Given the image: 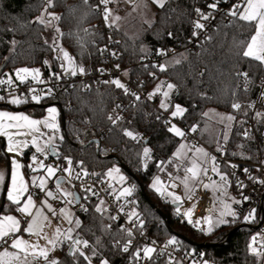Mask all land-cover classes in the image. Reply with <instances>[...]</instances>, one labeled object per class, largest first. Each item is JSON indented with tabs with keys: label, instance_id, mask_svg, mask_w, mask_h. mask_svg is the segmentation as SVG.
Instances as JSON below:
<instances>
[{
	"label": "trees",
	"instance_id": "1",
	"mask_svg": "<svg viewBox=\"0 0 264 264\" xmlns=\"http://www.w3.org/2000/svg\"><path fill=\"white\" fill-rule=\"evenodd\" d=\"M236 1L220 0L219 4L228 13ZM212 2L215 0H168L165 8L156 7L154 21L141 30L139 28L138 37L135 31L127 35L111 25L112 34L119 41V62L129 68L128 76L131 80L144 81L147 87L157 88L162 82L164 87L168 83L175 85L173 99L186 109L177 120L187 129L195 125L204 146L215 148L225 145L229 158L258 163L264 161V120L255 118L256 137L245 138L241 133L252 118L253 108H247V105L255 103L259 95L264 82V65L240 55L243 51L240 42H247L252 29L225 11L216 14L217 23L208 36L210 40L207 37L201 38L202 30L199 35H192V21L198 18L195 9L200 6L205 8ZM69 6L74 11H70ZM45 7V0H0V80L6 71L13 72L21 67H40L47 74L62 70L54 46L47 41V26L35 22ZM49 11L62 17L58 21V27L64 33L59 38L60 43L72 54L76 65L85 68L88 75L106 66L100 54L104 40L100 30L102 19L93 3L85 5L83 0H55L54 7ZM168 33H172V36ZM13 41L16 43L13 44ZM172 47L179 49V52L164 62L165 71L149 63L153 55ZM176 60L180 63H176ZM237 72L248 73L247 83L244 77L236 75ZM25 84L19 83V86L24 87ZM0 86L6 87L5 84ZM15 93H24L27 99L30 97L29 90L19 89ZM11 96L0 101V107L10 104L8 101ZM117 100L127 103L123 89L111 83L94 82L88 89L80 85L52 89L40 105L31 104L30 100L11 105L40 117L49 105L57 102L61 124L62 119H65V135L58 145L56 156L50 155V159L57 165L66 162L65 158L68 157L82 169L102 176H107L109 169L118 168L125 176V183L135 186L131 195L136 199L137 214L143 222L142 229L146 237L164 244L174 236L166 221L151 207L148 197L167 216L174 233L198 244H218L212 247H193L176 237V244L200 256L202 264L203 261L210 264H263L262 255L252 251V238L258 232L256 221L232 217L228 223L213 226L210 232H198L174 216L175 203L170 201L169 194L157 192L152 185L157 177L163 181L176 178L179 183V178L183 180L184 169L188 166L182 164L175 155L182 138L168 131L169 125L151 104L142 102L133 107L121 108L117 107ZM234 102L242 104L239 111L231 107ZM210 110L235 116L227 141L223 139L224 133L212 134L208 126L202 128L204 123L208 125L214 119L208 115ZM261 112H264V108ZM118 114L121 119L113 124L108 117H118ZM241 121L244 123L241 124ZM125 130L138 135V139L126 136ZM94 139L100 141L99 153L96 144L85 146ZM0 144L3 151V140ZM144 148L150 149L147 157L143 154ZM30 156L31 150L26 152L24 159L28 160ZM111 156L123 163L135 177L130 176ZM2 161H8L5 154H0ZM98 204L93 201L88 203L87 211H75V217L81 220L76 236L84 235L92 244L89 254L95 261L106 259L111 264H131L133 249L129 247L127 253L122 251L123 245L131 237L112 225L108 210L103 215L97 213L95 207ZM9 208L4 203L3 210H12ZM238 227L229 238L231 231ZM117 240L119 246H115ZM226 241L228 244L224 245ZM68 244L66 241L59 248L60 264H88L83 257H77L74 261L68 255ZM93 250L96 255L92 254ZM149 264L177 263L165 257H154Z\"/></svg>",
	"mask_w": 264,
	"mask_h": 264
},
{
	"label": "snow or ice",
	"instance_id": "2",
	"mask_svg": "<svg viewBox=\"0 0 264 264\" xmlns=\"http://www.w3.org/2000/svg\"><path fill=\"white\" fill-rule=\"evenodd\" d=\"M112 2V0H99V4L96 6L99 8V5H104L103 8V19L108 23L110 17L112 18V23H115V21H118L120 19L119 16L113 17L112 10L108 7V4ZM168 0H153V3L157 4L159 8L163 9L165 8L166 3ZM55 0H45L46 7L44 8V11L42 14L36 18V23L42 24V25H52L53 21H60L62 17L54 12H50L49 9L54 7ZM220 3V0H215V2L209 3L207 7L213 11L218 9V4ZM83 4L88 5L89 0H83ZM70 7V11H74V9ZM175 11V9H173ZM195 13L197 15V19L195 21H192L194 31L192 33L193 36L199 35L200 30H204L206 28V25L202 23V21H209L210 19H214L215 17L209 13L203 12L200 8L195 9ZM227 15L238 19L240 21L245 22L246 25H248L252 32L247 40V42L241 41L240 43L243 45V51L240 53L244 58H248L250 60L258 62L260 65H264V0H240L239 3L233 4L231 8L229 9ZM46 16L48 19H46ZM108 26H111L110 24ZM56 33H58L60 36H63L64 33L61 32L59 27H55ZM87 32L88 30L85 29ZM71 35V34H69ZM169 36H172V33H168ZM207 39H211V37H207ZM13 44L16 43V41L12 42ZM53 44L55 45L56 49L63 52V58L68 62L70 67V72L72 75H76L77 72L83 74L85 73L86 69L82 66H78L74 64L73 58L69 55L67 51H64L63 49L59 48V45L56 44L55 39L53 40ZM101 52L104 51V49L100 50ZM158 54L164 55L165 53L163 51H160ZM112 55H116V53H112ZM176 63H180L179 60L175 61ZM47 63V61H45ZM155 67V65H153ZM63 67V65H62ZM119 65H117V68ZM160 71H165L166 67L165 65H159ZM102 71V70H101ZM31 75L34 80L38 79L40 76V72L38 69H29V68H20L17 69L15 72L16 79L19 80L21 83L25 82L27 77ZM56 76V74H53ZM236 75L238 77L242 76L245 78V81L247 83L248 81V73L247 72H237ZM58 79L59 77L56 76ZM9 84L11 85L13 83L12 79L9 78L8 80H0V84ZM105 83H111L114 84L116 87L121 88L124 90L125 94H129V89L120 82L118 79H114L112 81H106ZM164 87V82L161 83V85H158L157 88L149 94V99L152 98V96L156 95L157 93H161L163 97H165V100L169 97V92L175 88V85L168 83L166 85L167 91H162V88ZM247 88L245 87V91ZM32 91H35L32 89ZM51 91V90H49ZM235 95V93H233ZM132 95L135 97V100L139 101L140 97L139 95H136L135 93H132ZM4 96H0V101L4 100ZM32 99L36 101L37 103L40 101L41 97L39 95H33ZM261 99H264V92L261 93ZM165 100H162L160 103V107L162 109L167 110L169 107V104L165 102ZM27 101L20 99L19 97L13 96L8 103L13 105H19L26 103ZM117 107H120V105H117ZM231 107L239 111L242 108V104L239 102L232 103ZM255 104L249 103L247 105V108H254ZM56 109L50 108L48 109V116L43 120L38 119H32L28 115H25L23 113L20 114H13L8 111H0V136L7 137L8 146L7 151L10 153H21L24 148H27L29 146V143H31L35 147L36 153H43L47 154L48 152L55 153L56 152V145L54 141L56 140V136L54 133L59 131V127L56 123ZM186 111L183 107H181L179 104H176L174 106V110L171 112V116L173 118L177 116H182L183 113ZM247 115V112L244 113ZM207 115V113H205ZM255 117L264 120V112L256 111ZM109 120H112L113 124L116 123L118 119H121V117H116V119H113L112 116L108 117ZM157 119H160L159 116H157ZM221 121H228L229 124L227 125L229 128L231 127V122L235 120V116L233 115H227V116H221ZM244 121H241V124H243ZM43 125L44 128H47L50 130L53 134H46L41 131L40 126ZM169 132L174 133L178 137H183L185 133L176 125H171L168 129ZM190 131L196 132L197 127L194 125L191 127ZM124 134L132 139H138V135L134 134L132 131L125 130ZM242 136L245 138H250V131L245 130L243 133H241ZM18 136H30L31 140H17L16 137ZM46 139L43 140L41 143V137H45ZM62 140L63 137H60ZM223 139L227 141L228 135L225 133L223 135ZM186 146L184 144L180 145V149H184ZM218 150H221L218 148ZM191 151V149H189ZM195 153L199 154L197 159L203 158L205 160L209 159V154L201 147H195L194 149ZM150 149L144 148L143 154L145 157L149 155ZM177 157H181L183 154L182 152L178 151L175 154ZM235 155V153H234ZM68 164V167L64 168L63 171L66 172L67 178H57L56 183V192L54 193L52 190H47V180L48 178L54 177L56 172L59 170L58 167H52L49 165H45L43 161L37 162V156L33 155L31 157V160L34 164H37V167L32 168L33 172H36L38 170H44L46 175L40 176V177H32V185L39 188L41 191L45 193V196L51 199H57L58 196L62 199L63 203L66 204H72L80 199L78 195L72 191L65 190L62 187L63 182L65 179L70 184L71 180L73 178L80 179L81 174L77 173L75 177H73V169L71 167L72 160L71 158L66 157L65 158ZM197 159H193L191 161V166L186 167L184 169L185 175L183 177L182 183L184 184L185 189L189 193V199H191V195L194 193L196 186L202 185L204 188H208L209 184H204L202 177L208 176L209 169L201 163H197ZM210 160L212 161V168L211 171L216 173L220 176V180L224 181L225 184L227 183V176L225 174H222L219 172L218 166L215 165V157H210ZM82 165V161L80 162ZM23 166L16 160H11V187L7 190V199L11 201L13 204L18 206V211L25 214L26 216L30 217V222L28 223L27 227L23 229L24 232L29 233L30 235L34 234L37 237H40L46 241L45 245H40L39 243H32L28 240L23 239L20 236H16L15 234L21 231L20 227V221L11 215H5L2 218H0V242L8 243L7 238L9 236H12L11 244L9 247L11 249H14L15 251H9L7 248L0 252V264H41V261L43 264H60V261L56 258H50V253L54 252L59 246L63 245L66 241L69 242L68 244V255L73 257L74 261L77 257H83L85 261L88 262V264H91V258L86 255L84 249H88L90 247L89 241L85 239H81L78 236H73V232L75 229H79L81 227V220L75 219L73 220L71 213L67 211L66 208H60L57 212L56 209L52 207L50 203H48L47 199L42 201V204L44 207H46L49 212H51L52 216L55 217L57 215L61 216L64 220L67 221L69 225H74V227H68L67 229H62L60 226H57L52 234V236H49L47 233L43 231L46 225H50L51 221L49 220V217L43 213L42 210H37L35 215H33L32 209L36 207L35 201L33 199L32 193L29 192L28 184L25 182L24 177L21 175L20 169ZM29 167H32L29 165ZM235 167V165H233ZM118 168H111L108 170L106 175L108 177L116 178L114 174H119ZM245 172L248 171V169H244ZM84 176L88 175V172L85 170L83 172ZM96 175V174H93ZM211 179L210 177H208ZM251 179V177H249ZM5 180V174L0 172V183H3ZM119 180L123 182L125 180V177L123 175H119ZM264 182V181H262ZM160 180L157 177L152 187L156 189L157 192H160L161 189L158 187L160 184ZM191 185V187H190ZM175 186V185H173ZM212 186H216V182L212 181ZM134 185L132 187H125L122 189V191L119 193V196L116 197L117 200L120 199L121 196H130L134 190ZM87 193H91V195H98V193L94 192L91 187H85L83 189ZM25 194H27L26 198ZM170 196H173V202L179 201L180 197L174 195L173 193H169ZM70 198V199H69ZM87 198V197H85ZM244 199H248L245 197ZM23 200V203H22ZM238 203V201H236ZM104 201L100 200L99 204L95 207V211L97 213H100L103 215L104 212L107 211V209L103 206ZM84 211H87L85 208ZM179 211V209H177ZM185 216L189 217L188 222L191 224L193 223L191 219V210L184 213ZM230 215L232 217H236V213L232 211L231 206L225 204L224 211L220 213V218L217 219L214 223L211 219V217H204V221L208 223L209 228L208 231L210 232L212 230L213 226H219L220 224H225L228 221L223 219L224 216ZM132 216H137L135 212L131 213L129 216V219L131 220ZM252 212H249L247 216L244 217V219L247 221L251 218ZM112 220H115L117 217L112 216L109 217ZM201 223L200 220L195 221V225H199ZM110 227V226H108ZM140 227H143V222H140ZM126 232L127 236L130 238L132 237V231L128 229H122ZM203 231V229H201ZM253 242H255L256 237H253ZM99 238L97 239V244H99ZM178 243L175 237L170 239L168 241V244H175ZM120 242L117 240L115 242V246H119ZM132 244V240L128 239L125 244L123 245L122 251L127 253L129 251V247ZM155 251L153 247H144L142 250L138 249L134 253V257L136 259H151V254ZM252 251L254 253H257V250L253 247ZM141 252L143 253V256L141 255ZM93 255H96L97 253L95 250H93ZM259 254V253H257ZM101 264H109V262L106 259L101 260ZM203 264H208V261H203Z\"/></svg>",
	"mask_w": 264,
	"mask_h": 264
},
{
	"label": "built area",
	"instance_id": "3",
	"mask_svg": "<svg viewBox=\"0 0 264 264\" xmlns=\"http://www.w3.org/2000/svg\"><path fill=\"white\" fill-rule=\"evenodd\" d=\"M240 0H237L236 3H239ZM89 3H93L95 9L99 13L102 22L100 24V30L104 35L103 43L100 46V50L104 49L103 52L100 51L102 59L105 61L106 66L100 68L94 74H86L77 72L76 75H72L67 72L64 67L60 72H54L57 79L54 76V73L47 74L44 69H40L42 74V78L45 81L43 85L33 84L28 82L24 87L18 86L20 90H29L31 92L32 89L36 90V94H45L48 95L50 93L49 90L52 89H63L66 86H75L80 85L83 88H89L90 84L94 82H106L112 81L114 79L120 80L122 84H124L129 89V94H126L127 103H122L119 100L116 101V105H120L121 108L125 107H133L138 103L147 102L152 105V107L158 112V114L163 117L164 121L170 126L172 123H176L180 126L184 133L185 137L189 143L198 146L202 145L206 148L209 159H208V169L209 176L213 174L211 168L213 166L210 157H215L216 164L226 172L232 187V191L239 198L240 203L235 207L236 217L240 220H245L244 217L252 212V216L247 221H256L257 226L260 225L257 234L255 235L256 240L253 242L254 248L261 255H264V161H260L258 163L244 161V160H236L229 158L226 155L227 148L225 145H221L218 148H210L206 147L201 143L200 132L197 129L196 132L190 131V129L182 127L177 118L172 119V117L164 110H162L158 103L161 98V94L157 93L149 99V94L152 93L156 88L147 87L144 81H138L135 79L131 80L128 76L129 68L120 64L119 59L121 56L119 41H117L113 34L111 26L104 21L103 19V8L104 5H99V8L96 6L99 4V0H89ZM235 3V4H236ZM203 12L209 13L215 17L214 19H210L209 21H202L206 25V28L202 30L201 38L208 37L209 34L213 31L214 24L217 23L216 14L224 13L226 10L222 5L218 4V9L215 12L208 7H199ZM225 13H227L225 11ZM215 14V15H214ZM165 54L153 55L149 63H153L157 68L159 65H164V62L170 57L176 55L179 52V49L172 47L168 50L163 51ZM112 53H116V55H112ZM117 65L119 67L117 68ZM102 70V71H101ZM154 76V75H153ZM152 76V77H153ZM18 88H7L4 86H0V96H11L15 94L19 89ZM264 92V82L261 86L259 95L255 101V107L253 108L252 118L247 122L244 127V130L250 131V137H256L257 131L255 128V112L262 111L264 108V99H261V93ZM135 93L139 95L140 100H135V97L132 95ZM119 117V114H118ZM113 119L116 117L113 116ZM40 160H44L43 156L39 157ZM72 160V159H71ZM53 161L49 159V161H45L47 165L51 164ZM59 165V171L57 174V178H67V173L63 171L64 168L68 167L67 161L63 164ZM235 165V167H233ZM73 169V177L76 176L77 173H80V179L73 178L71 183L69 184L71 189L77 192L80 196V200L78 203L74 202L75 211H84L87 207L88 203L96 201L100 202V200L104 201V207L110 212L111 217H117L115 220H112V225L117 226L124 234L125 231L122 229H128L132 231V244L130 246V250L133 249V253H135L138 249H143L144 247H153L155 251L151 254V259H136L132 258L131 264H149L150 261L156 258H168L174 260L177 264H202L200 256L196 255L193 252L186 251L182 249L178 244H168V242L164 244H159L155 240L146 237L143 229L140 227V219L137 214V205L136 199L130 195L128 197L122 198L119 200L116 199V191L115 184L112 179L108 176H102L97 173L88 172L87 176L83 175L85 171L80 166L75 165L72 160ZM244 169H248L247 172ZM96 174V175H93ZM251 177V179L249 178ZM207 180H203V183L206 184ZM65 182L67 180L65 179ZM85 187H91L92 190L98 195H91V193L85 192L83 189ZM34 194L39 197V199L45 197V193L41 191L39 188L35 189ZM87 197V198H85ZM247 197L248 199H244ZM55 206L59 208L64 207V203L62 201H56ZM213 207V199L211 197V191L205 189L202 185H199L192 199L189 201H182L178 203L176 208L174 209L177 219L182 223H186L194 230L199 232H203L209 228L208 223L204 221V217H208L211 213ZM179 209V211H177ZM191 210V219L193 223H189V217L185 216L184 213ZM135 212L137 216H134L131 220L129 219L130 213ZM55 219L57 221L61 220L60 216H56ZM200 220L201 223L199 225H195V221ZM203 229V231L201 230ZM127 235V234H126ZM81 239H86L84 235L78 236ZM12 238H9L8 243L11 242ZM7 243V244H8ZM3 246L6 243L2 244ZM90 247L88 249H84L86 255L91 258V264H101V262L95 261L89 254V250L92 248V244L89 242ZM143 256V253L141 252ZM111 264V263H109Z\"/></svg>",
	"mask_w": 264,
	"mask_h": 264
},
{
	"label": "rangeland",
	"instance_id": "4",
	"mask_svg": "<svg viewBox=\"0 0 264 264\" xmlns=\"http://www.w3.org/2000/svg\"><path fill=\"white\" fill-rule=\"evenodd\" d=\"M108 7L112 10L113 17H115V16L120 17V19L118 21H115V23H112V18L110 17L108 24L112 25L114 27V29H116V30H122L127 35H129V34L131 35V32L133 33L135 31V33H137L139 28L141 30L143 28V26H146V25L148 26V25L152 24V22L154 21V18H155L156 7H158V5L153 3V0H112V2H110L108 4ZM46 19H48L47 16H46ZM55 27H58V21H53L52 25L47 26V28H48L47 41L54 46V48L56 50V55L58 56L61 65H63L64 69L67 72L71 73L69 70L71 66L68 64V62L66 60H64L63 52L56 49L55 45L53 44V40L55 39L56 44L59 45V48L63 49L64 51H67L69 53V55L73 58L72 54L66 48H64L62 46V44L60 43V39H59L60 35L58 33H56ZM138 35H139L138 33L135 34V36H137V37H138ZM133 36L134 35H132V38H133ZM73 61H74V64L76 65L74 58H73ZM21 68L38 69L39 72L41 69L40 67H21ZM17 69H20V68H17ZM17 69H15L13 72L12 71H6L5 74L2 76L1 80L6 81L9 78H11L13 81V83L11 85L5 83L7 88H18L19 83H21L19 80L16 79V76H15V72ZM29 81H31L33 84H38V85H43L45 82L42 78L41 72H40V76L38 79L34 80L32 78V76L29 75L27 77V79L25 80V82H23V83H27ZM167 90L168 89L166 86L162 88V91H167ZM173 92H174V89H172L169 92V97L167 98V100H165V97H163L162 92H161L160 93L161 98H160V101L158 103L159 107H160V103L162 100H165V102L169 104V107L167 110L162 109L161 107L160 108L162 110L166 111L170 116H171V112L174 110V106L176 104H178L173 99ZM33 95H39L41 97V99L38 103L32 99ZM13 96L19 97L20 99L25 100L27 102H28V100H30L31 104L40 105L42 103V101L44 100L46 95L40 94V93L36 94V90L35 91L31 90L29 99H27V97L25 96L24 93H23V95H19L18 93H15L9 98V100ZM55 109L57 110L56 111V118H59L60 117L59 109L56 108V106H55ZM0 111H8V112H11L13 114L23 113L25 115H28L32 119L43 120L42 117L33 116L28 110L19 111L18 109H9V108L0 107ZM208 115L210 116V118H214V119H213V121L209 122L208 125L206 123H204L202 128H205L208 126L210 128L212 134L217 133V132L218 133L221 132L224 134L227 133V135H228L230 133L229 131H230L231 127L229 128L227 126L229 124V122L226 120L222 122L220 119L221 116H227L229 114L222 113V112L215 111V110H210V111H208ZM178 117H181V116H177L175 118L172 117V119H176ZM232 122H231V126H232ZM60 124H61V122L59 119V121L57 122V125L59 127V131L54 133V135L56 136V140L54 141V143L56 145V151L58 150V145L61 141L60 137H63V133H62V129H61L62 126H60ZM173 124L176 125V127L180 128L183 131V129L180 126H178L176 123H172L171 125H173ZM171 125L169 127H171ZM40 128H41V131L46 133V134H53L50 132V130H48L47 128H44L43 125H41ZM181 138H182L181 144H184L186 147L184 149H180V145H181L180 144L179 147L177 148L175 154L178 151L182 152L183 155L181 157H177V156L176 157L182 162V164H186L189 167V166H191V161L193 159H197V157L199 156V154L195 153V151H194L195 147H201L205 151H207V150L202 145L195 146V145L189 143L188 140L186 139V137H184V136ZM16 139L17 140L27 139L30 141L31 137L30 136H18V137H16ZM44 139H46V136L41 137V143L43 142ZM1 140H3L2 147H4V150L1 151V149H0V154H5L8 157V161H7V163L4 161L0 162V172L5 174L4 182L0 183V206L3 203L2 202L3 199H7V190H8V188L11 187V160L12 159H16L23 166L20 169V172H21V175L24 177L25 182L28 184L30 193H32L35 189H38L37 187L32 185V183H31L32 177H34V176L40 177V176L46 175L44 170H38L36 172L32 171V168L37 167V164L33 163V161L31 160V157L33 155H36L37 156V162L43 161V163L45 165H47L45 163V161H49V159H50V152H48L46 155L43 153H36L35 147L31 143H29V146L27 148H24L21 153H10L7 151V146H8L7 137L0 136V141ZM215 144H220V143L216 142ZM0 148H1V144H0ZM215 148H219V145L216 146ZM189 149H191V151H189ZM29 150H31V156L28 160H25L24 155ZM40 156H43L44 160H40V158H39ZM197 163H201V164H203V166L208 168V159L207 160H205L203 158L197 159ZM29 165H31L32 167H29ZM215 165L218 166L216 164V162H215ZM49 166L58 167V169H59V165H56L53 162L51 164H49ZM218 169H219L220 173L225 174L227 176L226 172L224 170H222L219 166H218ZM58 171L56 172L54 177L48 178V180H47V190H52L54 193L56 192L55 181L57 179ZM119 175L124 176V174L119 171V174H114V176L116 177L115 179L112 177H109L110 179H112L114 181L115 191H116L117 196H119V193L122 191L123 188L132 187V185L126 184L125 180L123 182H121L119 180ZM208 176H209V171H208ZM208 176L202 177V178L207 180L206 184L210 185L208 188H205V189H208L211 191V197L213 199V207H212V211L208 215V217H211V219L214 223L217 219L220 218V213L222 211H224L225 204L230 205L232 211L235 212V207H236V205H238L240 203V201H239V198L237 197V195H235L234 192L232 191L231 183H230L228 176H227V183L226 184L224 181H221L220 176L214 172L210 177L211 179H209ZM171 180H173V182ZM171 180H169V181L160 180L161 183L158 185V187L161 189L160 192H165L166 194L167 193L168 194L173 193L174 195L179 196L180 200L174 202L175 204L180 203L181 201H189L192 199V197L195 194V191L197 190L198 186H196L194 193L191 195V199H189L188 191L185 189L184 184L182 183L183 180L179 178L181 186H177L174 183V180H175V182H178L176 180V178L175 179L172 178ZM212 181L216 182L215 187L212 186ZM173 185H175V186H173ZM62 187L68 191H70V188H71L68 182H65L64 184H62ZM190 187H191V185H190ZM26 196H27V194H25L24 198H26ZM121 197L125 198L128 196H121ZM169 199H170V201H173V196L169 195ZM54 200L62 201V199L59 196L57 199H53V201ZM48 201L50 204L52 203V200H50L49 198H48ZM236 201H238V203ZM22 202H23V200H22ZM11 203L12 202L7 199V208L10 206ZM175 204H174V208H173V214L177 218L176 213L174 211V209L176 208ZM64 207L67 209V211L69 213H71L73 220L77 219L75 217L76 212L74 209V203H72V204L64 203ZM56 209H60V208H56ZM58 211L59 210H57V212ZM131 213H133V212H131ZM131 213H130V215H131ZM5 215H11V216L16 217L20 221V227H22V225L24 223L23 222L24 215L22 213H20L19 215H16V214H9L7 212V214L6 213L3 214V216H5ZM3 216L1 215L0 218H2ZM47 216L49 217L51 224L46 225V227H45L46 229L44 228V232L47 233L49 236H52V234H53V232L57 226H60L62 229H67L68 227H74V225H69L67 223V221L64 220L61 216H60L61 220L63 219V221L59 222V224L57 221L54 222L55 217H53L52 214H47ZM57 216H59V215H57ZM133 217L134 216H132L131 219ZM231 218H232V216H230V215L223 217V219H225L228 222ZM220 225H222V224H220ZM215 227H217V226H215ZM206 231H208V229L203 231V232H206ZM76 234H77V229L74 230L73 236L75 237ZM173 237H170L169 240L172 239ZM43 240L44 239H42V238L41 239H33L31 242L32 243H39L40 245H42ZM57 250H58V248H57ZM57 250L55 251L54 256H56V259L58 258V260H59L61 258V253H60V251H57ZM53 258H55V257H53ZM262 260H263V264H264V255H262ZM208 264H210V263H208Z\"/></svg>",
	"mask_w": 264,
	"mask_h": 264
},
{
	"label": "crops",
	"instance_id": "5",
	"mask_svg": "<svg viewBox=\"0 0 264 264\" xmlns=\"http://www.w3.org/2000/svg\"><path fill=\"white\" fill-rule=\"evenodd\" d=\"M2 108H7V107H2ZM50 108H55V106H51V107H48L47 108V110L45 111V113H44V115L43 116H40V117H42V119H45L47 116H48V109H50ZM57 108V107H56ZM59 112H60V110H59ZM58 117V116H57ZM59 119H60V117L59 118H56V123L59 121ZM60 122H61V119H60ZM60 126H62V124H60ZM61 129H62V127H61ZM207 152V151H206ZM204 178H202V180H203ZM172 182H173V180H171ZM65 183V182H64ZM174 183L177 185V186H181V183H179V182H175V180H174ZM198 187H199V185H198ZM70 191H72V192H74L75 193V191H73L71 188H70ZM177 194V193H176ZM32 195H33V199H34V201H35V205H36V207L35 208H33L32 209V212H33V215H35V213H36V211L39 209V210H42L43 211V213L45 214V215H47V214H51V212H49V210L46 208V207H44L43 206V204H42V201H44V200H46L47 199V201H48V198L45 196V197H43V198H41V199H39V197L38 196H36L35 194H34V192H32ZM50 200H52V203H51V205H52V207L54 208V209H56V208H59V207H55V202L57 201V200H54L53 201V199H51V198H49ZM182 202V201H181ZM4 203L6 204V208H7V199H4ZM4 203L0 206V209H1V207H2V210L0 211V216L2 215L3 216V214L4 213H6L7 214V212L9 213V214H16V215H19L21 212H19L18 211V206L17 205H15V204H13V203H11L10 204V208H12V210H3V208H4ZM23 203V202H22ZM48 203H49V201H48ZM177 205H178V203H176ZM175 204V205H176ZM12 206V207H11ZM9 208V209H10ZM63 208H65V207H63ZM56 210H59V209H56ZM23 214V213H22ZM24 215V220H23V225H22V227H21V231L20 232H18V233H16L15 235L16 236H20V237H22L23 239H25V240H28V241H32L33 239H41L40 237H37L36 235H34V234H32V235H30L29 233H27V232H24L23 231V229H25L26 227H27V225H28V223L30 222V217H28V216H26L25 214H23ZM56 217V216H55ZM55 219V218H54ZM57 220L55 219V221L54 222H56ZM63 221V219L62 220H60V221H57L58 222V224H59V222H62ZM57 224V225H58ZM46 227V226H45ZM46 229V228H45ZM43 231H44V229H43ZM9 238H13L12 236H9L8 238H7V241L9 240ZM45 243H46V241L45 240H43V242H42V246L43 245H45ZM3 244V242H0V252H3L6 248L9 250V251H15L14 249H11L10 247H9V245L11 244V242H9L8 244L6 243V245L5 246H3L2 245ZM59 248H60V246L58 247V250L57 251H59ZM55 250V251H56ZM55 251L54 252H52V253H50V258H53V257H55L56 258V256H54V253H55ZM58 259V258H57ZM41 264H43V262L41 261Z\"/></svg>",
	"mask_w": 264,
	"mask_h": 264
},
{
	"label": "water",
	"instance_id": "6",
	"mask_svg": "<svg viewBox=\"0 0 264 264\" xmlns=\"http://www.w3.org/2000/svg\"><path fill=\"white\" fill-rule=\"evenodd\" d=\"M56 105H58V103H57V102H54L53 104L49 105V107H51V106H56ZM4 106L7 107V108H9V109H16V108H13V106H12L11 104H4ZM31 106H32V105H31ZM25 109H28V107H26ZM18 110H19V111H22V110H24V109H18ZM61 114H62V115L64 114L63 110L61 111ZM62 133H63V135H65V119H64V118L62 119ZM91 144H96V145H97V152L99 153L100 150H101V144H100V141L97 140V139H94V140L89 141V142L87 143V145H85V146H88V145H91ZM56 154H57L56 152H55V153L50 152V155H51V156H56ZM111 158L117 160L116 157H114V156H111ZM117 161H118V160H117ZM118 162H119V161H118ZM119 165H120V167H121L122 169H124V170H125L130 176L135 177V176L132 174V172H131V171H130V170H129V169H128L123 163L119 162ZM64 182H65V181H64ZM64 182H63V184H64ZM140 187H141V189H142L143 194L147 197V195H146V193H145V189H144V187H143L141 184H140ZM75 193L78 195V197H80L79 194H78L77 192H75ZM147 199L149 200V203H150L151 207H152V208H153V209H154L159 215H161V217L166 221L167 227H168V229L170 230V232H171L175 237H177L178 239H181V240H183V241L189 243V244L192 245L193 247H212V246H217V245H218V244H210V243L198 244V243H195V242H193V241L187 239L186 237H184V236H182V235H179V234L174 233V232L172 231V229L170 228V226H169V222L167 221V216H166V215H165L160 209H158L148 197H147ZM79 200H80V199H79ZM79 200L76 201V203H78ZM175 206H177V204H176ZM1 210H2V207H1L0 211H1ZM239 228H240V227H238V228L234 229L233 231H231V233L229 234V238H230L231 235H232L236 230H238ZM259 228H260V225L256 227V229H259ZM227 244H228V241H226V242L224 243V245H227Z\"/></svg>",
	"mask_w": 264,
	"mask_h": 264
}]
</instances>
